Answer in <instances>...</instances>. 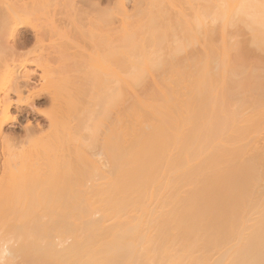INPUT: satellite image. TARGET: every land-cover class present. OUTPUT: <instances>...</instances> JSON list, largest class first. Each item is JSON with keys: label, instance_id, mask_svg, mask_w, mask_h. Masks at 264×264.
Returning <instances> with one entry per match:
<instances>
[{"label": "bare ground", "instance_id": "obj_1", "mask_svg": "<svg viewBox=\"0 0 264 264\" xmlns=\"http://www.w3.org/2000/svg\"><path fill=\"white\" fill-rule=\"evenodd\" d=\"M200 1L190 21L179 11L187 22L157 6V25L134 0L131 18L147 16L112 21L111 62L81 86L64 64L80 26L97 37L99 0H0V170L48 154L71 168L73 153L92 190L48 213L0 212V264H264V1ZM61 93L84 105L78 137ZM34 114L43 123L22 127Z\"/></svg>", "mask_w": 264, "mask_h": 264}, {"label": "rangeland", "instance_id": "obj_2", "mask_svg": "<svg viewBox=\"0 0 264 264\" xmlns=\"http://www.w3.org/2000/svg\"><path fill=\"white\" fill-rule=\"evenodd\" d=\"M119 1L120 0H112V1L111 0L110 1L109 0H99L100 7H101L100 11L102 8H105L104 9L105 11L103 10L104 12L103 11H102L103 13L101 12V17L97 21V24L94 26V31L97 33L96 38H91L90 28H92V26H86L85 25L86 22L84 23L83 26H80L81 27L80 32H78L76 34V38H74L75 40L72 39L73 40L72 42L75 44V48L70 49L71 46L74 47L73 46L74 44H72L71 46L68 45L69 46L68 47L69 52L67 54L68 58L66 59L68 62H66L65 64L63 63L67 67V69H66L65 66H63L64 69H66V70L71 69V71L74 70L76 73L75 72L72 73V72H70V70L66 71V72L71 73V77H67V75L65 76V74H64V76H65L64 81H66L68 78H70V80L73 79L76 82L75 83L76 85H78L77 83H80V85H81V82L80 81L77 82V81L80 79L84 80L85 75L87 74L86 78H88V79H87V81L85 80V82H88V80H89V83L88 84L83 83V80H82L83 86H84V84H87V86L88 85L91 86L93 84L92 83L93 81H91V79L95 78L96 71L100 70L102 72V70L106 67V65H109L111 62L110 52L108 50V47L106 49V47L104 46L106 49L105 50L103 47V45H105V44H103V45L101 44L103 42V38H107L108 36H110L109 35V29L111 27L112 21H114L115 25L121 23V20L123 19L122 15H124L125 10L128 13V17H130V18H128L130 21H133V20L134 21H138V20L141 21L140 19L145 17L146 14H148L149 15L148 17H151V21H153V22L156 21L155 23L157 24V21L161 22L160 20L162 19V17L164 15L166 16L167 19H168V15H170V19L172 20V15L175 14V16H177L176 14L181 13V12L179 13V11H182V10L186 11L187 10L186 13H188V7H189L188 5H191L192 4L191 2L193 0L190 2H189V0H186V1L183 0L184 2H182L180 0H145L144 11L146 12V14L143 13V15L141 14L139 16L138 14L141 12L138 11L137 16L139 17V19L137 17L133 18V19L131 18L133 13H135V11L132 10L134 8L133 7L134 6V0L126 1V6H124V8L122 6H120ZM241 1L243 2V0H241ZM244 1H246V2L247 1H249V2H253V1L256 2L257 1V3L261 4V3H263L264 0H261V1H259V0H244ZM200 2L202 3V2H204V0L200 1ZM204 3H206V6H207V5H209L210 0H207V1L205 0ZM241 4L249 5V4H254V3H248L247 2V3H241ZM260 4H258V5H260ZM154 5H155V7H154ZM157 6L159 9L161 8L159 6H162V8L160 10H164V11L166 10L167 15L162 14L159 10H157V11H159V13L157 12L158 13L157 14L156 10H155V8ZM191 6H194V5H191ZM88 7H90V6H88ZM88 7H84V9H87ZM190 7H189V13H191L190 10L192 9ZM202 7L206 10V8L204 7V4H202ZM109 8H111L112 10L110 11ZM148 8H149V10H148ZM89 9L90 8H88V11H90ZM106 9L109 10L110 12L109 11L106 12ZM150 9H151V11H150ZM164 11H163V13H166ZM202 13H203V11H202ZM159 14L160 15L162 14L163 16H161V18H159L160 17ZM188 14H186V15H188ZM204 14H206V13H204ZM99 15H100V12H99ZM134 15L136 16V14H134ZM181 15L184 17H180ZM186 15L180 14V15H178V19L177 18L176 19L179 20V18H180L182 20V18L183 19L185 18V22H187L188 20L190 21V18H189L190 14L188 15L189 19L186 18L187 17ZM175 16H173V18H175ZM164 18H163V20H165ZM176 19L174 20L175 22H177ZM149 20H150V18H149ZM163 20H162V22H164ZM143 21H146V20L144 19ZM168 21H170V20L168 19ZM172 21H171V23H172ZM175 22H173L174 24H172V25L178 26V24L182 21H180L179 23L177 22L178 23L177 25L175 24ZM171 23H169V24H171ZM164 24H168V22L166 23V21H165ZM164 24L161 23L160 25H164ZM183 24L184 23L179 24V26H178L179 29L183 28L182 26H180ZM87 25H89V24H87ZM160 25H159V28H160ZM178 27H176L175 29H177ZM169 28L171 29L172 27H170V25H169L168 29ZM170 29H169L168 33L170 32ZM172 29H174V28H172ZM179 29H178V31H179ZM24 30L25 29H23L22 32H24ZM171 31L173 33L176 32V30L175 31L171 30ZM22 32H20L16 36L18 38H21L20 36H24V33H22ZM179 32H181V30ZM180 35H181V33H180ZM170 36L172 37V34H170ZM29 37H27V38H29ZM168 38H170V37H168ZM24 52L25 51L20 53V51H19V56L17 57V59H19V57H22L21 55H23ZM54 61H56V60H54ZM59 62L61 63V60ZM60 63H59V65H60ZM55 64L53 66H55ZM67 64H68V66H67ZM55 67L57 68V66H55ZM60 69H61V67H60ZM58 71L56 73V76L58 75V73L60 75L61 74L60 72H62V70L60 71L59 69H58ZM68 75L70 76V74H68ZM64 76L62 78H64ZM37 80H38V78H37ZM55 80H57V79L55 78ZM36 84L33 87H35V86L39 87L38 86L39 83H36ZM59 84H60V82H59ZM65 86L66 85H64L63 87H65ZM85 86H84V88H85ZM55 87H57V86L55 85L54 88ZM63 89H65V88H63ZM65 90H62V91H65ZM69 90H68V92H69ZM63 93H65V92H63ZM63 93H61L59 95L60 96L59 98L64 97ZM66 94H68L67 91H66ZM68 95L70 96L71 93ZM63 99H64V101H68L69 103L63 104L61 102V106H62L61 109L62 110L60 113H62V115H63V113L65 115H67L66 117L68 118V121L70 122L69 128H73V129H70V131L72 133H74L76 137H78L79 132L81 134H83V132L80 129H78V127H79L78 123L84 114V112H83L84 109H82L84 105H82L81 102H80L81 103L80 104V103L75 102V101L70 103V101L68 100L70 98H68V97H64ZM45 101L43 100L42 104L39 105V108L42 105V107L40 108V110L42 112H48L49 111V103L48 102L46 103ZM44 102H45V105H43ZM39 108H38V110H39ZM41 111L39 113H42ZM24 117L21 118V120L23 119L22 123H20V124H23L22 127L26 124L27 119H28L27 121H30V123L32 124V127H34L36 125L35 121L43 123V121H42L43 118H41L40 114L39 115L34 114V116H30V117L27 116L25 118ZM19 126L10 125L7 127V130L10 129L11 131L12 130L16 131V132H18L17 135H20L22 133L23 129L20 128ZM19 132H20V134H19ZM46 133H44V134L42 133V134L45 135ZM50 143H49V146H52L53 145V139L52 138H50ZM50 150H52V149H50ZM45 157H47V156H45ZM48 157H47L48 159L43 158V161L45 159L44 165L42 163L39 166V168L37 166V168H35V169L33 168V170H31V169H29V170L20 169V170L14 171V170L7 169V171L4 174H3V170H0V212H17V210H11V208H14V207H17L21 211L30 212V213H34V212L48 213L49 210L52 208H55V209L63 208L64 207V201L66 200L67 195H68L69 191L71 190V188H72V191L74 193V194H72V197L80 199V202L77 203L78 205H81L82 201L87 196L91 195L92 190H90L89 194L86 195L78 187V183L80 182L81 177L84 173V167L85 166L83 164V161H81V160L77 161L75 158H73V153H72L71 158H70L71 168H69L68 165L65 163L64 159L61 157V155H59L57 157H53V156H49V154H48ZM69 183H71L70 187L68 185ZM6 205H7V207L3 211V208ZM47 209H49V210H47Z\"/></svg>", "mask_w": 264, "mask_h": 264}]
</instances>
